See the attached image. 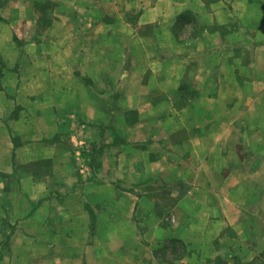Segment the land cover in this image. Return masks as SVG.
<instances>
[{
	"label": "crops",
	"instance_id": "0c3cea01",
	"mask_svg": "<svg viewBox=\"0 0 264 264\" xmlns=\"http://www.w3.org/2000/svg\"><path fill=\"white\" fill-rule=\"evenodd\" d=\"M176 241L264 264V0H0V264Z\"/></svg>",
	"mask_w": 264,
	"mask_h": 264
},
{
	"label": "trees",
	"instance_id": "16d2710c",
	"mask_svg": "<svg viewBox=\"0 0 264 264\" xmlns=\"http://www.w3.org/2000/svg\"><path fill=\"white\" fill-rule=\"evenodd\" d=\"M180 20H188L183 16L179 17L177 21ZM187 254V247L183 245L181 242H171L170 246H165L163 249L160 250L159 253L155 254L157 260L164 264H183L181 261ZM170 257V260L167 258ZM215 264H227L225 261H217Z\"/></svg>",
	"mask_w": 264,
	"mask_h": 264
},
{
	"label": "rangeland",
	"instance_id": "374dc122",
	"mask_svg": "<svg viewBox=\"0 0 264 264\" xmlns=\"http://www.w3.org/2000/svg\"><path fill=\"white\" fill-rule=\"evenodd\" d=\"M49 5H51V3L49 1L48 2H45V3H42L41 6H40V8L38 10H40V12L42 14H46L48 12L51 13L53 11V9H52V11H49V9H51V7ZM160 250H157V253H159ZM167 259L170 260V257H168ZM155 264H164V263H162L159 260H157V262L155 261Z\"/></svg>",
	"mask_w": 264,
	"mask_h": 264
}]
</instances>
